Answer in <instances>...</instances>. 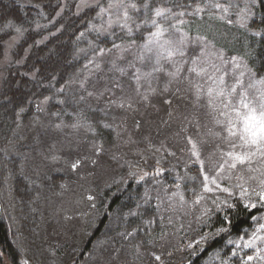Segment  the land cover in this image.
Listing matches in <instances>:
<instances>
[{
    "label": "trees",
    "instance_id": "16d2710c",
    "mask_svg": "<svg viewBox=\"0 0 264 264\" xmlns=\"http://www.w3.org/2000/svg\"><path fill=\"white\" fill-rule=\"evenodd\" d=\"M100 2L106 4V0ZM144 2L136 0L138 5ZM147 2L150 8L164 7L173 13H185L165 22L166 25L182 19L186 23L180 26L208 40H212L209 31L212 23L227 31L226 40L216 43L217 46L228 55L241 57L255 76L264 77V4L252 5L250 0L245 4L243 9L247 6L251 15L242 27L239 1L229 5L223 20L219 17L224 13L208 9L204 0ZM86 4L91 6L85 7L79 0H0V58L9 47V59L1 67L0 79V264L25 261L82 264L100 243L105 248L133 254L141 264L144 260L141 251H150L170 231L160 218L157 198L144 195L145 180L134 181L128 176L116 181L118 177L112 175L113 181L101 189L96 186L101 181L90 186L96 192V203L85 226L73 229L62 240L49 237L48 205L53 207L50 201L64 178L60 170L41 177L28 171L24 162L27 127L49 112L56 119L89 121V128L95 129L94 138L107 139L110 128L99 116L101 109L82 101L77 78L98 49L109 48L113 42L132 40L133 35L142 39L151 29V25L141 24L135 34L128 36L114 27L109 34L101 35L90 27V24L99 27L101 23L96 16L99 11L96 2ZM198 6L203 11L196 14ZM236 13L240 14L235 17ZM133 16L140 23L145 19V9L141 7ZM147 18H151L150 12ZM185 169L179 191L185 198L202 194L204 180L198 165ZM164 181L172 186L169 176L164 175ZM233 193L230 198L222 193L212 199L201 216L192 220V235L198 236V242L194 243L192 253L184 249L177 264H241L237 243L241 237L252 235L264 208L258 205L255 209H245L239 193ZM224 200L236 207L222 206L223 210L218 212L213 202ZM205 209L209 210L207 216L203 215ZM72 212L75 213L74 208ZM252 216L257 220L253 221ZM220 227L228 230L216 234Z\"/></svg>",
    "mask_w": 264,
    "mask_h": 264
},
{
    "label": "rangeland",
    "instance_id": "374dc122",
    "mask_svg": "<svg viewBox=\"0 0 264 264\" xmlns=\"http://www.w3.org/2000/svg\"><path fill=\"white\" fill-rule=\"evenodd\" d=\"M204 1V6L208 5V9L222 13L212 5L220 3L229 6L239 1L240 9H243L249 0ZM81 2L85 5L96 0H79V3ZM239 14L236 13L235 17ZM237 18L240 20L239 16ZM100 19L101 25L107 18ZM166 24L165 26H168ZM180 27L191 38L185 48V55L176 57L174 62L161 61V71L154 72L148 77L142 75L139 81L135 78L137 69L142 74L151 72L153 67V62L142 63L137 59L138 46L152 29L147 31L142 39L133 35L137 47L127 52L121 53L111 46L104 48L111 51L101 54L100 48L88 59L77 78V89L83 98L82 101L85 100L92 108L100 107L102 115L99 116L106 122L105 125L109 126L107 128H110L107 139L99 140L96 136L94 138L95 129L89 128V121L56 119L54 115L50 116L49 112L27 127L24 162L28 171L34 176L41 177L50 171L60 170L64 178L55 197L50 201L53 207L48 205L47 223H50L51 239H65L73 229L85 226L96 203L94 199L96 192L90 188L94 182L101 181L96 184L101 189L113 181L110 178L112 175L118 177L116 181L127 179L129 176L134 181L145 180L144 195L148 198L153 196L157 198L161 210L160 218L170 230L150 251H141L144 258L141 264H177L185 248L192 253L194 243L198 242V236L192 235L194 233L191 229L192 220L201 216L202 210L212 199L219 198L225 192L211 184L209 186L214 189L212 192L203 191L192 198H185L179 191L177 185L184 172L186 174L185 168L196 165L190 163L194 158L190 154L191 145L188 144V138L200 147L201 158L207 162L205 169L207 175L216 178L221 187H228L232 192H240L234 187L238 183L236 176L241 174L247 176L250 173L246 170L247 166H242L231 171L225 168L222 173L225 179L217 176L213 165L222 162L217 146L224 151H228L229 148L222 139L221 127L214 123L213 117L217 116V113L208 107L207 97L202 95L197 99L196 96L195 85H200L206 90L211 82L206 76L199 77L190 73L188 68L191 67L194 58H198L201 64L205 61L215 63L221 66L222 72L228 74L226 81L230 85L234 82L231 58L237 57L238 61L246 66L239 70L245 72V84L250 78H260L254 75L241 57L228 55L217 46L216 43L226 40L227 31L212 23L209 25V31L213 41L211 39L209 41L199 33ZM133 28L132 34H135L137 30L134 24ZM201 36L208 43V48L204 52L201 51L204 44L197 40V37ZM129 41L117 44L126 45ZM5 53V56L0 58V79L1 67L9 59L8 46ZM221 54L222 59L219 58ZM177 64L182 65L180 74L175 78L170 77L167 73L175 71ZM235 74L238 75V71ZM215 132H221L222 135L210 134ZM77 160L80 163L74 170L71 164ZM258 166V163L252 164V167ZM158 169L163 171L157 174ZM144 173L149 175L144 176ZM164 175L171 178L172 186L166 184ZM141 176L143 179L139 178ZM229 176L231 179H227ZM250 186L255 187V183L250 182ZM197 197L202 199L199 203H194ZM255 199L253 197V201ZM258 205L261 206L257 203ZM260 213L262 217L257 228L264 224V211ZM257 235L264 237V230ZM251 237L252 235L243 238L248 240ZM189 244H192L191 248L188 247ZM237 245L241 264H264V240H256L254 246L250 248H244L242 240L238 241ZM156 256L160 257L159 261L155 259ZM248 256H253L254 259L248 261ZM82 264L140 263L134 259L133 254L127 255L116 249L105 248L100 243L90 258Z\"/></svg>",
    "mask_w": 264,
    "mask_h": 264
},
{
    "label": "snow or ice",
    "instance_id": "6c2138e0",
    "mask_svg": "<svg viewBox=\"0 0 264 264\" xmlns=\"http://www.w3.org/2000/svg\"><path fill=\"white\" fill-rule=\"evenodd\" d=\"M250 2L252 5H256L257 3L264 4V0H250ZM84 6L90 7L91 5L85 4ZM95 7L99 9L96 12V16L107 18L103 20L99 27L90 24V27L101 35L109 34L111 29L118 27L120 30L126 32L128 36H131L134 31L133 24L135 25V30H139L141 24L151 25L152 30L147 33L143 39V43L138 46L139 54L137 59L142 63L145 61L153 62V67L151 72L142 74L137 69L135 77L137 81L141 79L142 75L148 77L154 72L161 71V61L174 62L176 57H183L185 55V48L191 38L188 33L182 30L180 25H183L186 21L179 19L176 23L165 26V22L169 19L183 17L185 15L184 12L173 13L171 9L164 7L150 8L147 0L142 5H138L136 0H106V4L101 3L100 0H96ZM141 7L145 9V19L140 21V23H136L133 14L138 13ZM212 7L224 13V15L219 17L223 20L230 6L215 3ZM202 11L203 9L199 6L195 9L196 14ZM149 12L151 13L150 19L147 18ZM241 13V26L244 27L246 26L248 16L251 15V11L246 6L245 9L241 10ZM228 23H232V21L228 20ZM197 40L204 44V48L201 49L204 52L208 48V43L202 36L197 37ZM134 47H137L134 39L130 40L126 45L112 43V49H116L121 53L127 52ZM105 51H111V49H100L101 54ZM219 58L222 59V54ZM225 63L227 62L225 61ZM231 63L234 70V82L230 85L226 81L228 74L222 72L221 66L215 63L205 61L201 64L198 58H194L188 71L199 77L206 76L207 80L211 82L206 90L202 89L200 85H195L196 96L197 99L202 95L207 97L208 107L214 113H217V116L213 117L214 123L221 127L223 133V135L221 132L210 134L214 136L222 135L223 141L227 143L229 148L228 151H224L217 146L222 162L218 165H213L216 174L221 179H225L222 176L225 168L231 171L238 167L247 166L246 170L250 174L247 176L243 174L236 176L238 183L234 187L240 190L239 199L243 202L245 209L251 210L257 207V203L264 206V77L260 79L250 78V81L245 84V72L239 70L246 66H243L237 57H232ZM181 68L182 65L177 64L175 71L167 74L175 78L180 74ZM236 71H238V75L235 74ZM105 126L109 127L108 125ZM188 144L191 145L190 154L194 158L190 163L199 166L200 174L204 178L203 190L205 192H212L214 189L209 185H215L216 189L227 193L230 198L234 193L228 187H221L216 178H210L207 175L205 170L207 162L201 158V150L198 144L191 138H188ZM97 151H100V149H97ZM79 163V160L72 163V169L75 170ZM253 163H258L259 166L252 167ZM161 171L163 169H158L157 174ZM147 175L149 173H144V176ZM139 178L143 179V176ZM227 179H231V176L227 177ZM250 182H254L255 187H251ZM253 197L256 198L255 201H253ZM180 198L183 200V196ZM200 199L202 197H197L194 203H199ZM213 203L218 212L223 210L222 206L229 209L236 207V204L229 203L228 200L221 201L220 203L214 201ZM203 215H209V210L205 209ZM228 219L229 217L226 214L224 221L227 222ZM251 219L256 221L257 217L252 216ZM227 230L225 227H220L217 229L216 234L226 232ZM261 230H264V224L259 225L250 239L244 240L241 237L243 247L250 248L254 246L256 240H264V237L257 235ZM204 239H206V236L201 237V241ZM229 243H232V241L230 240ZM188 247L191 248L192 244H189ZM155 259L159 261L160 257L156 256ZM253 259V256L247 257L248 261ZM25 264H27L26 261Z\"/></svg>",
    "mask_w": 264,
    "mask_h": 264
}]
</instances>
